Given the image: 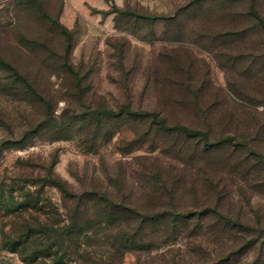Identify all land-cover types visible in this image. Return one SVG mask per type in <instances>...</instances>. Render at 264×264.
<instances>
[{
  "label": "rangeland",
  "instance_id": "1",
  "mask_svg": "<svg viewBox=\"0 0 264 264\" xmlns=\"http://www.w3.org/2000/svg\"><path fill=\"white\" fill-rule=\"evenodd\" d=\"M46 1L75 33L72 62L84 81L79 90L71 78L45 73L38 80L48 99L42 105L0 89V264H26L5 245L17 214L4 208L1 192L13 181L15 187L41 190L47 206L37 216L45 219L44 213L56 209V220L66 219L62 192L41 188L50 169L76 194L107 191L146 211L154 204L183 211L214 204L251 227L247 232L221 228L214 215L194 218L176 231L171 222L160 221L142 229L148 248L123 252L112 247L120 234L115 229L109 239L102 234L86 239L80 263L264 264V33L242 29L251 26L242 19L248 0H204L201 6L197 0ZM256 1L264 15V0ZM17 9L16 0H0V48L15 57L20 35L42 29ZM228 30L236 33L212 41ZM174 58L191 62L192 77L205 81L199 91L202 107L208 108L203 116L196 106L178 103L187 100L178 93L180 78L168 73ZM102 103L117 111L124 104L158 111L171 121L210 128L214 136L243 137L263 157L257 161L245 153L246 161H225L227 150L204 155L132 116L110 119L99 129L89 115ZM235 164L239 167L232 170ZM173 178L178 193L171 202L158 187ZM156 197L161 199L152 202ZM72 258L76 264L78 257Z\"/></svg>",
  "mask_w": 264,
  "mask_h": 264
},
{
  "label": "trees",
  "instance_id": "2",
  "mask_svg": "<svg viewBox=\"0 0 264 264\" xmlns=\"http://www.w3.org/2000/svg\"><path fill=\"white\" fill-rule=\"evenodd\" d=\"M239 1L231 0L232 3ZM203 2L204 0H197L194 4L201 6ZM248 2V10L244 12L242 19L251 20V26L242 29H253L264 33V15L258 9L257 1L248 0ZM16 4L19 12L32 16L35 24L42 29H37L32 35L30 33L20 35L21 49L16 52L17 57L9 55L6 50L0 48V89L6 95H16L28 103L42 105L48 99L41 91L42 88L38 86V80L51 71L52 74L71 78L74 87L81 90L84 79L80 68L78 69L72 62L75 33L60 22V11H57V14L52 13L48 9L46 0H16ZM177 25L180 27L179 23ZM235 33L236 31L230 32V30L220 32L212 37L215 38L212 41L228 38ZM240 36H244V32H241ZM176 60L172 61L168 73L169 76L172 74L180 78L176 84L178 93L187 100L178 101V103L190 104V107L196 106L202 111L203 116L208 108L202 107L199 91L205 81L201 83L200 77H192L195 73L192 72L191 62L183 61L181 58ZM262 63L260 64L263 65ZM214 102H217V98H214ZM125 116L135 117L150 130L172 139L173 143L182 142L190 145L194 151L202 150L204 155H214L227 150L229 156L225 161L241 158L246 161L243 156L245 153H247L246 156L251 154L257 161L263 157V153L252 148L249 141L243 137L238 140L237 136L225 133L214 136L210 128L188 126L182 122L171 121L167 115L158 111H135L130 104H124L117 111L102 103L89 115V119L97 123V128L101 129L103 122ZM238 167L239 165L235 164L231 166V169L237 170ZM49 174L42 182L41 188L51 185L62 192L66 209L65 220H56V209L54 212L51 211L53 206H51L52 209L49 207L51 213H44L47 215L45 219H42L41 215H36L37 212L44 211L42 209L47 206L40 198L41 190L39 189L30 191L23 186L15 187L13 181L7 186V191L3 189L1 192L4 208L9 207L13 213L17 214L12 230L5 238V245L13 252L19 253L26 264H71L74 260L72 256L78 257L76 264H85L80 263L79 260L82 261V257L78 254L86 252L82 249L86 239L96 237L98 234L109 239L115 229L120 233L117 234L118 247L117 244L112 247L122 252L143 250L149 246L144 242L142 229L146 225L160 221L171 222L173 230L176 231L180 225H187L194 218L202 219L205 215H214L221 228L237 232H247L251 228L239 219L233 218L230 213H223L222 209L214 204L201 211L199 209L176 210L172 204L171 209H157L154 204L152 209L146 211L116 200L107 191L91 190L76 194L70 189L68 183L56 176L51 169ZM173 180H163L158 187V193L166 196L171 202L178 193V182L174 178ZM16 190L22 193L21 201L15 198ZM215 197L219 199L221 194L218 193ZM160 199L161 197H156V200L152 202H158ZM246 245H242L241 248H245ZM92 263L93 260L90 259L86 264Z\"/></svg>",
  "mask_w": 264,
  "mask_h": 264
}]
</instances>
